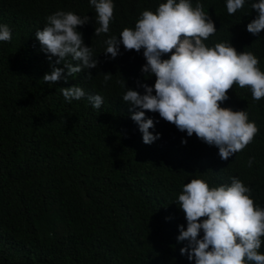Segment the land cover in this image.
I'll return each mask as SVG.
<instances>
[{
	"label": "trees",
	"instance_id": "trees-1",
	"mask_svg": "<svg viewBox=\"0 0 264 264\" xmlns=\"http://www.w3.org/2000/svg\"><path fill=\"white\" fill-rule=\"evenodd\" d=\"M199 2L217 29L205 44L230 42L237 51H250L264 71V30L247 31L257 15L253 0L232 15L226 0ZM113 3L109 32L95 36L99 25L89 0H0V24L12 33L10 41H0V264H195L180 253L188 242L177 240L187 222L176 202L191 179L218 187L238 177L264 207V98L254 101L248 87L229 90L221 106L247 111L259 131L228 160L150 111L149 131L159 139L145 144L132 106L122 100L121 82L144 94L138 85L152 86L155 77L141 71L143 49L126 51L121 44L112 58L104 41L134 28L142 11L155 12L166 0ZM191 3L195 7L197 0ZM61 10L90 18L77 30L98 65L74 77L65 69L66 79L49 84L42 77L51 71L50 54L35 33ZM70 62L78 63L68 56L60 66ZM107 73L112 76L105 84ZM72 86L86 96L65 100L60 88ZM95 94L103 97L100 109L87 100Z\"/></svg>",
	"mask_w": 264,
	"mask_h": 264
},
{
	"label": "clouds",
	"instance_id": "clouds-1",
	"mask_svg": "<svg viewBox=\"0 0 264 264\" xmlns=\"http://www.w3.org/2000/svg\"><path fill=\"white\" fill-rule=\"evenodd\" d=\"M95 9V36L107 34L114 17L113 0H89ZM245 0H226L229 15L244 8ZM251 9L257 15L247 25V31L258 35L264 30V0H253ZM71 11H57L46 18V25L35 33L42 50L48 55L51 71L42 79L49 84L58 83L62 77L75 76L94 69L98 60L92 49L84 44L78 26L89 22ZM217 29L203 4L197 0H166L156 11L144 10L134 28L125 27L117 36L104 43L105 55L112 58L120 53L122 44L126 51L140 52L146 64L141 71L155 77L144 94L126 86L122 100L139 111L131 112L145 144L159 139L149 129L154 121L145 118V111L158 113L179 131L193 134L209 146L218 148L222 160L243 151L255 138L259 129L249 121L245 110L234 111L221 105L229 99L234 85L248 87L254 101L264 98V71L257 56L248 51H237L230 42L207 46L204 41L215 35ZM12 33L7 25L0 24V41H10ZM169 58L164 59L165 55ZM71 56L73 63L62 62ZM52 57H56L55 61ZM91 76V73H87ZM112 74H104L107 84ZM65 100H81L86 96L83 88H60ZM154 93V94H153ZM94 109H100L103 97L88 95ZM182 143H187L182 140ZM253 158H249L251 167ZM230 185L210 187L202 179H191L183 185L176 204L185 214L186 228L179 226L178 242L187 241L180 249L195 264H264V207L257 206L251 198V189L238 178L231 177ZM201 231L203 236H200Z\"/></svg>",
	"mask_w": 264,
	"mask_h": 264
}]
</instances>
